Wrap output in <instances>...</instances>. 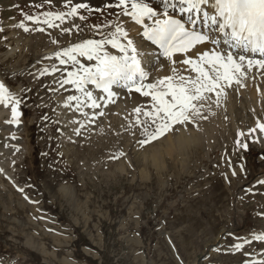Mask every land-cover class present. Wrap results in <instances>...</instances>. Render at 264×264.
Returning <instances> with one entry per match:
<instances>
[{
	"label": "rangeland",
	"instance_id": "obj_1",
	"mask_svg": "<svg viewBox=\"0 0 264 264\" xmlns=\"http://www.w3.org/2000/svg\"><path fill=\"white\" fill-rule=\"evenodd\" d=\"M15 5L16 3L13 0H0V77H2L0 81H5V87H9V93L14 98L17 96L15 93H18V89L14 87L20 88L18 101H20L19 106L23 112V118L21 112H19L17 113V121L9 123L8 118H12L11 110L7 112L8 117H6V111L9 107L5 108L1 105L0 208L5 207L19 211L21 208H17L16 205L22 204V208L25 207L29 202L28 197L30 194L32 198L37 200V206L40 209H47L50 206L55 207L54 213L61 218L62 226L66 221L69 226L77 227L78 234H87V236L93 238L99 227L103 231H109L110 227H115L114 230L119 231H127L129 228L136 227L139 225L138 220L142 216L144 217L145 211L150 210L152 205L158 204L161 210L157 211V214L163 218L164 223L159 225L156 233L164 235L165 231H168L169 225L166 227L165 222L168 216L171 222L175 223L173 227L176 228L180 224L184 234L187 232L189 225L196 230L194 236L198 239L200 254L195 256L190 251L188 264H204L206 253L215 240H209L207 243L206 240H203V237L208 235L206 230L204 233L198 231V229L205 226V221L201 217L187 216L188 201L197 198L191 196L192 191L187 195L188 181L191 182L192 179L190 178L197 180L196 178L199 176L197 161L203 163L208 158L207 155L203 157L206 153V147L212 150L211 147H214L217 142V144H220L221 141H218V138L222 137L227 127L230 126L233 130L234 126L237 128L242 126L241 123H243L244 129L247 130L251 123L254 126L258 120H261V123L264 124V105L257 107L255 113H253L247 107L239 106V99L237 100L235 96L227 104L228 107H225V110L228 109L225 114L228 115L229 124L225 125L224 114L218 116V111L208 110L204 112L203 120L199 116L193 115L197 121L195 123H207L209 120L216 123H209L202 131L191 133L187 136V141L182 139L186 137L182 133L172 140L162 136L152 143L142 145L141 141L146 140L142 133L147 121L143 112L151 111L153 102L149 103L141 99L143 96L134 91L133 94H119L112 100H101L98 102L99 107H86L85 105L89 103L87 102V104L82 95L77 92V87L74 84H65V88L61 87L69 72L77 71L76 73L80 72L79 74H81L79 64L73 65L67 57H60L65 60V63L59 64L60 67L57 68L60 69L57 70L56 74L54 72L55 75L44 70L50 69L47 67L54 68L53 66H56L57 62L60 61L58 58L57 62H54L51 58L48 61L42 59L44 49L54 47L57 50V46L54 44H60L62 45L60 50L63 52L87 40L104 41L106 38L113 37L114 34L111 28L107 26L102 27V29L95 27V25L89 26L69 15V11L52 12L45 15L47 18L39 17L40 20L35 22L32 20L23 24V22L18 21L15 15ZM94 12L97 13V11ZM58 15L64 17L63 21L54 19ZM42 19L44 21L48 20L53 27H49L48 23H44ZM20 25H23V27H20ZM24 28H27L28 31H24ZM40 29H43V31H40ZM104 49L113 51L107 44L104 45ZM50 60L52 62H49ZM89 63L91 62L82 64L89 67ZM176 68L179 75L184 74V72L188 75L192 73L181 63ZM37 70H39V73L44 72L46 74L37 75ZM254 70L257 72V69ZM262 71L261 69L260 72ZM256 72H251L252 78L254 80L256 78L262 79L261 73L254 74ZM172 75L173 72L171 71L163 78ZM73 97H78L79 103L77 99H72ZM206 98L204 96V99L197 102H205ZM137 108L142 110L139 115L135 111ZM96 111H98L97 114ZM100 112L102 115H100ZM137 120L141 123L137 124ZM19 122L22 123V127ZM219 124L223 127H219ZM180 127L181 124H173L169 132L175 133L176 131L180 133ZM154 128L155 125H150L149 130ZM238 131L237 135L243 133L241 130ZM14 132L24 133L17 134V136L26 137L20 142L22 147L27 146L29 140V153H31L29 163L34 165V169L26 164L27 160L23 164L22 156L25 153L22 151L14 156L15 159L22 157L21 160L12 166L8 163L11 160L9 158L10 154L19 146ZM260 135L262 133L259 132L251 137L257 141V137ZM249 140L248 138L246 140L247 150L238 147V151L243 152L246 159L243 161L238 156L239 169L240 167L243 169L238 171L236 180L238 210L240 211L237 215L239 220L237 228L235 222H232V229L238 231L236 236H243L240 231H244L247 235L248 232L264 230V216L254 218L250 215L253 203H249L252 200L247 199L251 197L246 191L248 187L249 189L252 188V180L256 175L264 172V150L257 151L256 148H251ZM250 143L253 144L251 141ZM170 147L172 151L169 150ZM44 151L52 153L46 161H52L54 164L46 162L41 156V152ZM93 153L96 154L95 157ZM199 153H201L200 156H198ZM5 159L7 161L4 164ZM70 159L72 163L64 168V173L75 174L78 177L76 180L78 186L81 184V180L83 182L82 187L75 186L71 187L69 191H64L58 187L59 185H56L62 172L56 170L55 166L64 165V160ZM88 163L90 166L87 165ZM188 164L190 170H183L184 165L188 166ZM23 166L30 169H23ZM195 166L197 168H194ZM4 173L13 176L19 187L13 186L10 183L11 179L5 177ZM217 176L221 181L220 178L223 177V174L220 170L217 171ZM152 192H154L153 195ZM205 194L207 198H202V202L200 201L199 204L196 201L195 205L198 204L200 207L203 204L211 206L209 198H212V192L207 191ZM224 195L225 192L222 187L216 191V197L219 196L221 200L222 208H219L222 210L221 218L223 222L229 216V209L225 207V201H228L229 198L226 199ZM152 196L155 198H151ZM143 202L145 203L143 204ZM27 205L30 209L29 206L31 205ZM258 206L264 211V204ZM212 210L215 211L214 208ZM92 215L94 218L90 220ZM190 216L199 220L196 223H190ZM185 217L186 219L182 223V218ZM231 219H233V215ZM151 221L148 218V222ZM157 224L158 221L152 223V226ZM32 225V223L29 224V226ZM44 235L50 244L55 243L51 238V234ZM245 237L247 236L240 237L239 241L243 242L242 239ZM25 239V237L12 238L9 239V243H12L19 251L24 252L26 257L33 262L39 264H72L67 259L71 255L66 254L63 256V251H54L56 254L46 252L33 243L31 244V250L34 251L28 250L24 244ZM94 240L97 241L96 237ZM70 241L69 238H63L60 239L58 244L67 246ZM105 241L106 239H104ZM161 242L166 245L164 239ZM234 242L236 244L237 239H234ZM230 244L231 238H227L225 246ZM46 248L50 250V248ZM3 249L5 248L0 245V264L6 262V251H9V249H5L6 251ZM156 249L157 247H154L151 252L153 253ZM241 249H238V255L231 250L227 251L226 255H221L224 253L218 251L216 255H210L208 260H211L212 264H248L247 258L252 254L261 255V250L264 249V241L257 240L252 244L242 245ZM110 251V256L107 258L112 259L111 257L114 254L117 258L116 264H120L122 255H128L131 252L123 245L118 247L117 251L112 248ZM152 253L149 254L150 259L152 258L151 261L156 264H167L163 257L165 254L168 255L171 263L181 264V260L171 258L172 252L167 251L165 247ZM73 256L77 261H84L79 260L75 254ZM183 258L186 261L184 255ZM21 264L25 263L21 262ZM77 264H83V262ZM85 264L89 263L85 262ZM261 264H264V259Z\"/></svg>",
	"mask_w": 264,
	"mask_h": 264
},
{
	"label": "snow or ice",
	"instance_id": "obj_2",
	"mask_svg": "<svg viewBox=\"0 0 264 264\" xmlns=\"http://www.w3.org/2000/svg\"><path fill=\"white\" fill-rule=\"evenodd\" d=\"M161 2L165 6L161 13L163 18L155 19L151 27L144 26L143 21L145 18L151 20L157 13L144 3V0H119L118 6L125 9L124 15H130L136 24L144 27L143 38L159 48L165 59L175 64L176 62L172 60L175 54L183 55L204 43L227 46L229 51L226 54L216 51L203 52L199 54L198 59L181 60V64L187 65L188 70L196 74L194 78L179 75L178 69L173 67L172 76L146 85L140 83L147 79V73L141 68L132 42L128 41L127 46L121 45L116 35L104 41L87 40L57 54L58 59L67 57L73 65L79 64L83 75L69 72L70 79L63 81L64 84L76 85L78 91L84 92V85L94 84L111 97L112 93L109 90L111 86L122 83V86L129 91L134 90L142 96L151 97L152 110L143 112L147 121L142 133L146 140L141 141L142 145L160 139L171 131L173 124H183L185 121L191 123L189 113L200 115L199 109L193 102L204 99L203 93L218 88L221 80L231 82L236 74L242 75L241 68L245 66L248 71L253 67L264 69V0H176L171 6L181 16L186 17L189 27L185 26V22L169 15L168 5L171 0H161ZM128 4L131 5L130 10ZM177 4L182 7L177 8ZM206 8L212 11L209 12L205 10ZM76 11V7H73L68 14L74 16ZM54 19L63 21L64 17L58 15ZM44 23L53 27L48 20ZM201 26L205 30L212 31L214 35L210 38L201 32ZM24 31L28 29L24 28ZM116 34L127 36V33L119 27L116 29ZM217 35L219 38H216ZM105 44H109L122 55L118 57L104 52ZM129 52L132 54L129 55ZM245 53L258 55L261 59L246 57ZM77 56H82L88 61L94 60L95 67H85L80 64ZM237 56L238 60L235 58ZM60 63L64 64L65 60L60 59ZM235 82L239 83V79L235 78ZM85 95L88 100H93L91 92ZM72 99H77L79 103L78 97ZM19 103L20 101L10 95L4 84L0 83V105L5 108L11 105L12 121L17 119ZM88 106L99 107L94 101ZM135 111L139 115L142 110L137 108ZM140 123L141 121L137 120V124ZM150 125H155V128L149 130ZM257 128L264 133V124L258 122ZM252 131L255 132L256 129ZM240 147L247 150L248 145L242 144ZM256 239L264 241V236H257ZM236 247L240 248L242 245Z\"/></svg>",
	"mask_w": 264,
	"mask_h": 264
},
{
	"label": "bare ground",
	"instance_id": "obj_3",
	"mask_svg": "<svg viewBox=\"0 0 264 264\" xmlns=\"http://www.w3.org/2000/svg\"><path fill=\"white\" fill-rule=\"evenodd\" d=\"M17 1L18 0H13V2L16 3L15 15H16L18 21L23 22V24L29 23L32 20H34V21L40 20V19H38L39 17H46L47 18V16H45V15L52 13V12H58V11H69V12H71V9L73 7H76L77 11H76V14L74 15V17L77 20H81V21L85 22L86 24H88L89 26L95 25V27H99V28L107 27V26L110 27L112 33L114 35H116V38L119 40L121 45L127 46L128 41L132 42V47H134L136 49V55L140 58V60L145 65H147L150 62L153 63V60H156V59L159 60L157 62V64H155V66L152 69L150 68V66H147L148 68L145 67L143 69L149 76V79L147 81L140 82L141 84H145V85L149 84V83H155L156 81L163 79V77L166 74H168L172 71L173 67L176 68L178 66L177 61L175 60L177 58L179 60L185 59V58L198 59L199 54H201L203 52L216 51V52H223L226 54L227 51H229V49H228L226 52H224V50H226L225 46H216V45H212L211 43L199 44L188 53H185L183 55L175 54L172 57V60L175 61L176 63L173 64L168 59L159 57V54L155 50H153L151 48H147L146 42L143 39L142 28L140 26L136 25L134 22H132L130 15H124L123 14L125 9L121 6H118L119 0H19L18 2ZM144 3H146L150 8H152L157 13L156 17H153L151 20H149L147 18L144 19L148 25L153 24L155 19H162L163 18L161 13L164 11L165 6L161 2V0H144ZM172 3H176V0H171V3L168 5L169 15L171 17L172 16L179 17V18L186 21L185 16H181L175 9L172 8V6H171ZM179 7H181V5L177 4V8H179ZM94 8L98 9L97 13H95L93 11ZM128 9L129 10L131 9L130 4H128ZM205 10H207L209 12L212 11L210 8H206ZM81 17H83V19H81ZM118 27L127 33L126 37L119 36L118 34H116V29ZM216 38H219V36ZM109 39H112V38H109ZM107 46L112 48L109 44H107ZM112 49H113V51H110V50L107 51V49H104V52L108 53L109 55H115L118 57L122 55V53L118 52L116 49H114V48H112ZM55 52H56V49H54V47H50V48H47L46 50L44 49L42 54L44 55L43 57L47 58L46 60L48 61V59H50V57H52L55 54ZM130 54H131V52H129V55ZM188 55H189V57H188ZM245 55H246V57H251L254 59H261V58H257L254 55H250L249 53H245ZM77 58L80 60L81 64L85 63V62H89L88 60H86L82 56H77ZM235 58L238 60V56ZM90 62H91V65H93V66L96 64V62L94 60L90 61ZM184 66H186V68H188L187 65H184ZM242 69H243V67L241 68V73H242ZM44 70H46L47 73L54 74L56 69L54 67V68L44 69ZM260 71L261 70H259V72H258V70H257V72L255 70L251 71V72H256L254 74L261 73L260 76L262 79H260V80L258 78H256V80H254L251 76V72L247 70V71L243 72L242 75L239 73L236 74L235 78L239 79V83H236L235 78H234L230 82V86H231L230 90L217 91V93L214 95L209 94L207 91H205L203 93V96L207 97L205 102H197V101L193 102L196 105V107L199 109V112H200L199 117L201 118V120L204 119V112L205 111L216 110L220 113V108H221V111L224 107L227 108L228 107L227 104H229L230 101L233 100L235 97L234 91L236 89L240 92V97L239 98L237 97V100L239 99L238 105L247 107L249 110H251V112L255 113L257 107H261L264 105V69L262 72H260ZM79 73L80 72H78V75H81ZM182 75L185 77L194 78L196 74L191 73L188 75L187 73L184 72V74H182ZM1 78L2 77H0V79ZM67 79H70V77L68 76L65 80H67ZM4 82L0 81V83L4 84V86H5ZM119 85H120V88H124V90H127V92H118V90L115 89L116 86H113V87L111 86V88L109 89L112 93L111 97H109L106 92H104L103 90H101L99 88H94L97 91H88L84 88V92H81V91H77V92H79L82 95V98L86 101V103L88 102L89 104L93 103V101L98 104V102H100L101 100H112L114 97H117L119 94L126 95V94H131L132 92H134V90L129 91L128 89H125V87L122 86V83ZM226 85H227V82H226ZM74 86H76V85H74ZM8 88L9 87H7V89ZM87 92H91L93 100H88L87 96L85 95V93H87ZM15 94H17V93H15ZM15 94H13V95L15 96ZM141 99L146 100L149 103L153 102L151 100L150 96H143ZM97 113H98V111H96V114ZM188 115H191V114L189 113ZM214 116H215V114H214ZM190 119L193 123L197 122L195 120L194 116L190 117ZM10 120L12 121V118L11 119L8 118V122ZM15 121H17V120H15ZM12 122H14V121H12ZM184 123H186V121ZM207 123H216V122H212L211 120H209ZM219 127H223V126L219 124ZM234 128H236V126H234ZM260 133H262V132H260ZM257 134L258 133L254 134V136ZM186 138H187V135L185 138L183 137L182 139L184 141L185 140L187 141ZM257 141L261 144V146H264V133H262V135L257 137ZM170 149H171V147L169 148V150ZM170 151H172V150H170Z\"/></svg>",
	"mask_w": 264,
	"mask_h": 264
},
{
	"label": "crops",
	"instance_id": "obj_4",
	"mask_svg": "<svg viewBox=\"0 0 264 264\" xmlns=\"http://www.w3.org/2000/svg\"><path fill=\"white\" fill-rule=\"evenodd\" d=\"M195 203H196V201H194L192 204H189L188 210H189V213L191 215H193V216L195 215V218H199L198 216L200 215L202 208H200V206H198V205H195ZM212 208L213 207L210 206V207H208L207 210H209V213H211L212 215H215L216 212L213 211ZM211 220L213 223H216L215 218H213ZM192 222H194V220ZM9 223L6 225V228H7V230H11V235L13 237H15V238L25 237L26 239H25L24 243L27 246H31L32 243L34 244V242L30 240L29 236H24L25 235V227L23 226V222L20 218H12L11 219V225ZM96 235L97 234H95V236L93 238L88 236V239L91 241V243L93 245L95 244L97 246L102 247L103 256L105 254L109 255L111 248L113 250L117 251L118 247L123 245L128 251H131V252L128 255H122L121 256L120 264H156L153 261H151L152 258L150 259V257H148L147 255L144 256V255L140 254L141 248L144 250L147 247V244H149V241L152 240V238L154 240H157L156 236H153L151 234H144V233H140V235H139L136 232L126 233V232L115 231V232L109 233L105 237L106 241L104 242L102 237H100L99 235H97V236ZM172 235L176 237L178 247L182 253V246H183L184 240L182 239L181 235H179V233L177 231L176 232L174 231V229L172 230ZM95 237H96L97 241L94 240ZM161 241L162 240H160V243L157 245V249L154 252H156L158 249H161L163 247H165V249H167L166 245H164ZM186 243L188 245V248L191 251V249H192L191 240L188 239V241ZM163 257L165 258L167 264H173L169 261L167 254H165ZM126 260H128V261H126ZM111 262H113V261L111 260ZM104 264H106L105 261H104ZM109 264H110V261H109ZM159 264H161V263H159Z\"/></svg>",
	"mask_w": 264,
	"mask_h": 264
}]
</instances>
